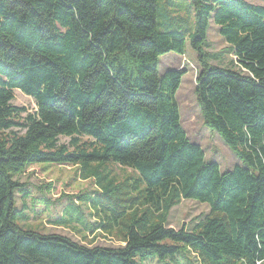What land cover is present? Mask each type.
I'll use <instances>...</instances> for the list:
<instances>
[{
  "label": "trees",
  "instance_id": "16d2710c",
  "mask_svg": "<svg viewBox=\"0 0 264 264\" xmlns=\"http://www.w3.org/2000/svg\"><path fill=\"white\" fill-rule=\"evenodd\" d=\"M182 1L0 0V264H144L180 253L189 264H264V0ZM210 22L225 66L211 63ZM186 44L202 124L238 159L224 171L182 127L186 70L158 72L159 57ZM15 90L34 99L33 112L12 104ZM43 163L93 180L95 193L79 198L97 216L85 232L122 245L16 224L20 176ZM184 199L208 212L168 226Z\"/></svg>",
  "mask_w": 264,
  "mask_h": 264
},
{
  "label": "rangeland",
  "instance_id": "374dc122",
  "mask_svg": "<svg viewBox=\"0 0 264 264\" xmlns=\"http://www.w3.org/2000/svg\"><path fill=\"white\" fill-rule=\"evenodd\" d=\"M175 1L177 3L183 2L182 0ZM185 1L190 2V0ZM165 7L167 10L170 9L167 5ZM207 42V49L215 54L211 59V63L221 66L227 65L231 57L225 51L226 44L213 22L209 23L207 29ZM170 69L186 70L176 92V100L181 124L187 137L190 141L200 145L204 150L206 159L218 163L221 171L230 169L238 163V159L216 132L211 131L202 124L199 107L193 93L198 63L195 52L188 44H186L183 55L168 52L159 57V75H163L165 71ZM11 102L15 106L27 108L28 112L35 110L34 99L19 90L14 91V98ZM25 115L26 113L21 114L22 117ZM59 143L68 144L69 138L60 136ZM77 168L71 165L47 163L33 165L28 168L20 176L21 181L26 184L24 190L18 189L14 192L16 224L22 229L42 233H59L90 246L122 245L121 241L111 235H105L99 229L94 230V233L92 231L88 234L85 232L92 223L96 222L97 216L94 215L93 209L79 198L87 195L92 196L96 187L93 180L84 181L80 179ZM115 171L119 176L126 172L119 166L115 168ZM68 201L80 209L75 212L71 210L63 212V207ZM208 209L209 207L205 203L193 199H184L170 210L167 225L175 229L182 225L190 227L193 218L207 213ZM63 213L65 222L62 224L57 223L55 220ZM83 236L86 238L84 239ZM144 264H189V256L180 253L174 258L159 259L158 257H151Z\"/></svg>",
  "mask_w": 264,
  "mask_h": 264
},
{
  "label": "crops",
  "instance_id": "0c3cea01",
  "mask_svg": "<svg viewBox=\"0 0 264 264\" xmlns=\"http://www.w3.org/2000/svg\"><path fill=\"white\" fill-rule=\"evenodd\" d=\"M80 179H82V180H84V181H87V180H89V179H83V178H81V177H79ZM69 206H71V207H74V208H76V206L75 205H73L71 202H66V205L63 207V212H64V209L67 207H69ZM77 208H78V206H77ZM51 220V219H50ZM89 232H87V234H88ZM94 233V232H93ZM91 235H93L92 233H91Z\"/></svg>",
  "mask_w": 264,
  "mask_h": 264
},
{
  "label": "built area",
  "instance_id": "2783aa9c",
  "mask_svg": "<svg viewBox=\"0 0 264 264\" xmlns=\"http://www.w3.org/2000/svg\"><path fill=\"white\" fill-rule=\"evenodd\" d=\"M258 264V263H257Z\"/></svg>",
  "mask_w": 264,
  "mask_h": 264
}]
</instances>
